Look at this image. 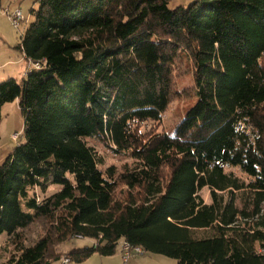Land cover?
Returning a JSON list of instances; mask_svg holds the SVG:
<instances>
[{"label":"trees","instance_id":"16d2710c","mask_svg":"<svg viewBox=\"0 0 264 264\" xmlns=\"http://www.w3.org/2000/svg\"><path fill=\"white\" fill-rule=\"evenodd\" d=\"M174 1L37 0L16 46L25 76L0 82V125L16 100L25 123L0 165L7 264H57L84 240L74 263L127 243L178 264H264V0ZM183 64L193 104L174 130L143 132Z\"/></svg>","mask_w":264,"mask_h":264},{"label":"rangeland","instance_id":"374dc122","mask_svg":"<svg viewBox=\"0 0 264 264\" xmlns=\"http://www.w3.org/2000/svg\"><path fill=\"white\" fill-rule=\"evenodd\" d=\"M191 0H175L171 7H175L179 4H187ZM39 3L37 0H0V82L1 79H7L12 77L18 82L22 79V71L25 70L26 65L23 63L21 53L16 49V46L21 43V38L27 30L30 23L34 20L32 15V9H38ZM22 11L24 21L19 29H16L11 21V16L17 12ZM180 69V71L178 70ZM175 76V86L177 89V96L171 102L166 114L162 117L159 123H148L143 126V132H169L174 130L177 123L182 120L187 112V109L193 104L194 100L190 97H186L184 93L188 88L193 86V76L190 73L188 67L183 64L178 67ZM12 75V76H10ZM2 122L0 125V165L3 164L14 148L23 140L24 132V116L19 106V100L13 103L6 104L2 108ZM18 134V139L15 140V135ZM93 145V143H91ZM94 146H96L94 144ZM100 150V149H98ZM105 157L106 166H116L120 169L124 164H132L131 160L122 161L114 159L105 155L102 150L99 151ZM201 196L206 203H210V191L204 189L201 192ZM45 227L40 223L35 224L23 232L24 242L27 246L33 244L41 236L45 235ZM188 238H204L211 235L210 231H190L187 230L184 234ZM91 241H74L70 244L60 246L55 249L57 258L66 256L68 250L73 247H82L84 245H91ZM13 245H7V242L3 241V246L0 251V264H7L13 253ZM162 261L161 264H178L174 259L162 256L146 253L145 256H139L131 258L129 264H152L150 261ZM155 262V263H156ZM74 264H124L122 257V247L119 246L116 254L111 257H104L99 254L93 255L90 259L82 263Z\"/></svg>","mask_w":264,"mask_h":264},{"label":"built area","instance_id":"2783aa9c","mask_svg":"<svg viewBox=\"0 0 264 264\" xmlns=\"http://www.w3.org/2000/svg\"><path fill=\"white\" fill-rule=\"evenodd\" d=\"M11 21L13 26L16 29H19L22 22L24 21V16L22 11H17L15 12L12 16H11ZM18 134L15 135L14 139L17 140L18 139ZM139 256H144V251L139 248V247H131L129 244L127 243H123L122 244V257H123V261L124 264H129V261L131 258H135V257H139ZM57 264H74L73 260L69 257V256H62Z\"/></svg>","mask_w":264,"mask_h":264},{"label":"crops","instance_id":"0c3cea01","mask_svg":"<svg viewBox=\"0 0 264 264\" xmlns=\"http://www.w3.org/2000/svg\"><path fill=\"white\" fill-rule=\"evenodd\" d=\"M21 53V52H20ZM21 55H22V58L24 59V64L26 65L27 63H26V60H25V56H24V54L23 53H21ZM25 73H26V68H25V70L24 71H22V76H25ZM10 76H12V75H10ZM9 78V77H8ZM7 78V79H8ZM1 80H5L4 78L3 79H1ZM121 247H122V244H121ZM145 256V255H144ZM152 264H161V263H163L161 260L160 261H158V262H156V261H154V260H152V261H150ZM156 262V263H155Z\"/></svg>","mask_w":264,"mask_h":264}]
</instances>
